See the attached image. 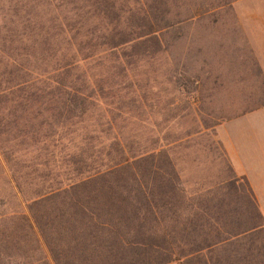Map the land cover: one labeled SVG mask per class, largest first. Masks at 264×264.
<instances>
[{"label": "rangeland", "instance_id": "rangeland-1", "mask_svg": "<svg viewBox=\"0 0 264 264\" xmlns=\"http://www.w3.org/2000/svg\"><path fill=\"white\" fill-rule=\"evenodd\" d=\"M263 13L264 0H0V85L36 79L101 53L102 61L85 67L83 75L73 74L111 83L113 73L125 70L129 80L119 95L127 93L130 112L126 119H117L113 131L134 149L162 148L172 161L176 191H153L149 199L158 207L160 222L142 213L150 247L133 264H157L170 256L181 262L203 241L196 234L164 241L158 225L182 227L197 220L194 224L204 227L210 200L219 202L222 196L236 202L228 208L246 206L229 186L217 187L234 175L215 132L221 123L264 106ZM124 38L134 42L117 51L115 57L123 61L119 65L108 49ZM3 105L0 99V130H7L15 116ZM245 123L228 125L225 133L232 136ZM15 135H6L8 142L0 150L1 218L26 214L3 153L21 185L36 181L33 172L39 161L35 154L24 156L29 142L23 144ZM99 142L106 139L99 136ZM10 227L7 219L0 225L3 237L13 234L5 264H54L34 234H18L17 239L16 233H8Z\"/></svg>", "mask_w": 264, "mask_h": 264}, {"label": "trees", "instance_id": "trees-1", "mask_svg": "<svg viewBox=\"0 0 264 264\" xmlns=\"http://www.w3.org/2000/svg\"><path fill=\"white\" fill-rule=\"evenodd\" d=\"M132 42L124 38L111 43L108 53L114 57L112 62L123 65L115 55L120 48H130ZM102 60L101 53L93 52L36 79L0 85L2 109L15 116L7 130H0V150H4V141L8 142L5 136L14 133L16 140L20 138L23 144L29 142L24 156L35 154L39 161L33 172L36 181L21 185L16 177L18 172L10 165L12 161L3 153L23 198L26 214L0 217V225L7 219L11 225L7 231L16 233L17 239L18 234L26 233L28 238L34 234L54 264L139 262L140 253L149 246L144 240L142 213H148L155 224L160 222L158 207L149 198L154 196V190L171 195L178 185L175 167L162 148L134 149L119 131H113L117 119H126L130 112L131 100H127V93L123 97L119 95L127 88L123 83L129 80L126 71L113 73L116 79L111 83L81 79L73 74H82L85 67ZM103 126L108 129L102 130ZM99 136L106 139L105 144L99 142ZM46 170L48 174L43 172ZM227 186L246 205L237 207L243 210L235 207L225 210L227 204L236 202L233 198L227 202L222 196L219 202L210 200L202 220L204 227H197L194 224L197 220L182 227L176 223L162 229L157 226L164 241L178 235L184 238L196 234L197 238H203L201 244L182 257L181 264L253 263L245 258L220 255L222 251L238 252L237 244L233 248L230 242L233 238L264 237V229L251 232L257 229V212L246 181L234 176L217 184L219 190ZM3 236L6 234H0V264L7 263L6 250L13 234L11 238ZM207 252L208 261L203 256ZM125 253L133 257L126 259ZM171 262L175 260L170 256L157 264ZM257 264H264V259Z\"/></svg>", "mask_w": 264, "mask_h": 264}, {"label": "crops", "instance_id": "crops-1", "mask_svg": "<svg viewBox=\"0 0 264 264\" xmlns=\"http://www.w3.org/2000/svg\"><path fill=\"white\" fill-rule=\"evenodd\" d=\"M264 18V13L262 14ZM257 19H259L257 17ZM243 121H246L243 122ZM248 122V123H247ZM245 123L239 126L238 131L230 136L225 133V127L231 124ZM240 125V124H239ZM215 136L229 162L232 173L236 178H243L249 186L254 199V207L257 212V229H264V106L245 113L240 117L223 122L217 126ZM233 210V208H225ZM237 210H243L237 208ZM256 217V216H255ZM237 244L238 252H221L222 258H245L253 260L252 264L264 259V237L254 235L253 237H237L230 240ZM203 256L208 261L209 253ZM168 264H181L179 261Z\"/></svg>", "mask_w": 264, "mask_h": 264}]
</instances>
